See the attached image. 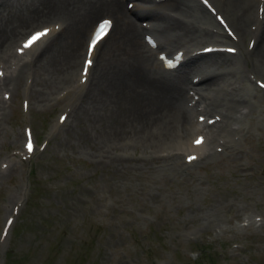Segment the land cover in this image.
Wrapping results in <instances>:
<instances>
[{
  "label": "rangeland",
  "instance_id": "rangeland-1",
  "mask_svg": "<svg viewBox=\"0 0 264 264\" xmlns=\"http://www.w3.org/2000/svg\"><path fill=\"white\" fill-rule=\"evenodd\" d=\"M192 2L197 5V0ZM96 14L91 20L103 13ZM143 17L152 22L151 17ZM206 22L197 20L195 26L201 29ZM85 29L69 76L78 68ZM111 35L112 31L98 43L97 56ZM16 41L13 38L8 44ZM200 42L181 41L169 48L162 45L170 50ZM236 46L240 52L242 44ZM246 60L238 65L243 77L249 69L264 77L262 68ZM42 64L41 54L30 64L34 79L23 76L19 81L26 84L30 80L28 90L43 93L41 100H34L26 91L28 113L20 108V85L14 90L3 87L10 91L11 102L0 115V158L18 156L22 124L31 126L39 144L42 135L57 123L60 108L81 97L74 91L56 100L59 103L49 101L51 93L63 84L55 82L54 88L43 84L38 76ZM190 73L195 70L187 72L186 81ZM233 79L226 75L224 84ZM237 79L233 80L237 92L245 94L247 88L244 96H253L256 106L237 122L244 126L233 133L240 148L236 153L217 151L214 160L199 158L185 165L171 162L172 158H154L158 149L170 145H151L142 137L119 142L112 150L121 160L111 159L99 153V121L82 118L83 129L78 134L73 130L80 125L74 119L79 106L67 113L54 133H49L51 138L42 151L31 160L19 161L13 172L14 167L9 174L0 172V229L4 217L12 215L6 234L0 237V264H264V93L253 81ZM198 87L203 90L201 84ZM80 102L86 104L84 99ZM124 108L128 112L125 118H131L132 113ZM117 109L123 114L121 105ZM15 201V212L12 208L8 212L7 207ZM254 217H260L256 219L259 223Z\"/></svg>",
  "mask_w": 264,
  "mask_h": 264
},
{
  "label": "bare ground",
  "instance_id": "bare-ground-1",
  "mask_svg": "<svg viewBox=\"0 0 264 264\" xmlns=\"http://www.w3.org/2000/svg\"><path fill=\"white\" fill-rule=\"evenodd\" d=\"M121 1L0 0V88L14 90L23 76L33 78L35 71L30 64L35 63L42 54L43 64L38 69V76H42L41 81L43 84L46 82L47 87L52 85L54 88L55 82H62L63 85L51 93L49 98V101L59 103L56 101L60 100L56 96L57 91H66L72 83L78 84L69 74L76 61L79 39L84 27L87 29L94 15L101 11L111 19V27L102 39L111 31L112 35L100 57L97 56L100 50L92 52L87 82L82 87L73 88L78 89L81 94L79 102H66L70 106L68 115L79 106L74 119L80 125L73 131L80 134L83 129V124L80 123L82 118H85L84 121H99L96 126V138H99L101 149L99 153L116 160L121 159L114 155L112 149L120 146L119 142L124 143V140L132 137H142L151 145H170L168 148L159 149L164 150L162 155H155L165 161L172 158L171 149H177L178 154L197 153L198 160L200 158L207 161L209 158L213 159L214 155L217 156L218 152L212 150L214 145H221V148L229 150L230 153H236L240 146L237 147L238 139L234 140L231 133L238 131V127L232 126L230 121H239L248 113L253 96H244L248 91L245 87V94L238 93V88L235 89L232 85L233 80H229L225 85L224 79L226 75L231 74L234 81L235 78H240L245 82L244 77L249 78V74H255L247 68L249 70L243 77L244 73L241 74L240 68L238 69L241 60L247 61V58L264 71V1L261 5V16L258 17L259 14L253 7L260 3L258 0H211L212 4L224 13L227 23L236 30L237 39L234 42L236 45L242 44L239 52L241 58L216 50L201 54L193 52L192 57L179 64L174 73L160 70L153 63L151 52L139 36L140 31L150 30L155 33L157 48L166 51L168 49L162 44L169 48L181 41L197 43L210 39H230L212 22L211 15L198 0L197 5L192 0H133L135 3L127 11L122 7ZM133 16H149L152 22L147 26L138 27ZM249 18L254 24L251 29L248 28ZM197 20H208L209 23L206 22L200 29L195 26ZM39 22H48L45 25L57 23L59 27L54 30L52 25L48 26L51 32L48 39L32 51L29 59H24L25 53L17 56L9 49V41L18 38L29 27ZM245 36L253 40L248 49L243 48ZM191 69H194L195 73L190 76L197 78L196 84L192 85L193 94L197 93V99L188 104L187 96L193 95L185 93L191 85L190 76L189 81H186L187 72ZM199 84L203 90L198 87ZM32 91L28 90V94L32 95L34 100H41L42 91ZM83 99L86 104L80 102ZM6 103H0V115L6 111ZM120 105L123 114L117 109ZM124 106L132 113L131 118H125L128 112ZM247 107L249 109L246 113L238 117L241 115L238 113ZM193 111H197V115L215 114L219 118L211 124H199L192 119ZM206 120L207 117L204 122ZM196 134L202 135L204 140L201 145L192 146L191 142L195 139L192 136ZM184 139L188 141L185 143ZM202 147L204 148L200 151ZM171 161L174 162L173 158ZM12 168L13 166L8 167L7 173Z\"/></svg>",
  "mask_w": 264,
  "mask_h": 264
},
{
  "label": "snow or ice",
  "instance_id": "snow-or-ice-1",
  "mask_svg": "<svg viewBox=\"0 0 264 264\" xmlns=\"http://www.w3.org/2000/svg\"><path fill=\"white\" fill-rule=\"evenodd\" d=\"M109 24H110L109 21H104V23L100 25L99 31L97 32V38L99 36H101L108 29ZM44 35H46V31L45 32H37L34 36H32L31 40L28 42L27 45H25V47L30 46L32 43H34L35 41L39 40ZM95 43H96V39H93L92 46H90L89 52H88L89 57L92 54L93 47H94ZM90 64H91V61L90 60L86 62V64H85V73H87V68L90 66ZM169 66H171V64H169ZM262 87H264V85H262ZM27 148H28V151L29 152L32 151V144H31L30 141H29V143L27 145ZM189 159L190 160L191 159H194V157H190Z\"/></svg>",
  "mask_w": 264,
  "mask_h": 264
}]
</instances>
